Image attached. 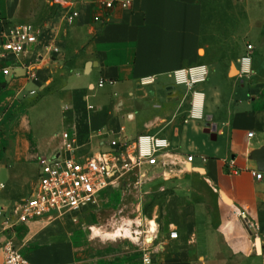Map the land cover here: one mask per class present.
I'll use <instances>...</instances> for the list:
<instances>
[{
    "label": "crops",
    "instance_id": "1",
    "mask_svg": "<svg viewBox=\"0 0 264 264\" xmlns=\"http://www.w3.org/2000/svg\"><path fill=\"white\" fill-rule=\"evenodd\" d=\"M235 1L251 26L264 23V0ZM210 9L207 0H0L1 245L12 241L31 264H264V178L254 175H264L254 158L264 148V55L254 51L253 74L241 77L247 46L234 57L209 39ZM74 11L80 16L69 25ZM23 25L41 31L38 42L4 56L10 30ZM200 66L209 75L196 92L176 86L175 71ZM150 76L156 83L141 88ZM65 133L79 157L107 152L116 139L169 140V169L119 186L150 203L149 247L140 256L103 262L82 252L74 222L89 208L6 228L15 204L35 190L41 156L64 152ZM185 140L196 155L184 153Z\"/></svg>",
    "mask_w": 264,
    "mask_h": 264
},
{
    "label": "built area",
    "instance_id": "2",
    "mask_svg": "<svg viewBox=\"0 0 264 264\" xmlns=\"http://www.w3.org/2000/svg\"><path fill=\"white\" fill-rule=\"evenodd\" d=\"M83 2V0H78ZM123 8L128 9L130 2H121ZM103 6L111 9L115 6L113 1H104ZM78 11H74L67 18L69 25H73L79 18ZM99 19H97L98 21ZM2 20H0V24ZM41 31L33 26H15L10 30L3 45L4 56H20L38 42ZM254 46L247 45L246 53L240 60L239 73L243 78H250L253 74ZM4 76H10L9 69L2 71ZM209 71L206 66L182 69L174 72L176 86H185L196 90L203 86L208 79ZM35 78L33 72L28 73ZM157 79L154 76L142 78L139 82L141 88L152 86ZM113 84V82H110ZM104 86V81L99 85ZM197 96L203 99L204 94ZM194 119H202L201 112L194 111ZM252 136V134H250ZM63 153L51 159H41L40 173L37 185L30 198L15 204L11 216L16 218L6 222V228L14 229L18 224H29L45 217H62L69 214H78L97 203L101 194L112 187L131 183L140 186L149 178L154 170H167L172 163L173 154L169 152L170 142L166 138L142 135L134 142L127 139H116L110 142V150L92 156L79 157L76 139L68 133L63 135ZM195 158H186L187 164H193ZM257 180H263L264 175L255 172ZM5 189L0 184V191ZM5 209L0 207V218L4 216ZM171 239H178V233L172 232ZM0 248L4 253V264H31L18 250L12 241H7ZM150 263L149 259L145 260Z\"/></svg>",
    "mask_w": 264,
    "mask_h": 264
},
{
    "label": "rangeland",
    "instance_id": "3",
    "mask_svg": "<svg viewBox=\"0 0 264 264\" xmlns=\"http://www.w3.org/2000/svg\"><path fill=\"white\" fill-rule=\"evenodd\" d=\"M207 5L211 16L205 32L210 40L220 44L225 54L235 57L252 44L255 54L264 55V23L251 26L245 7L235 0H207ZM208 104H212L211 97ZM182 146L185 154L196 155L186 140ZM149 209L150 203L143 202L134 189L115 187L74 222L80 227L77 245L89 257L103 262H117L131 254L140 256L149 247ZM122 229H130L134 238H111Z\"/></svg>",
    "mask_w": 264,
    "mask_h": 264
},
{
    "label": "water",
    "instance_id": "4",
    "mask_svg": "<svg viewBox=\"0 0 264 264\" xmlns=\"http://www.w3.org/2000/svg\"><path fill=\"white\" fill-rule=\"evenodd\" d=\"M216 127H212L210 130H209V134L213 133L215 134L216 132ZM254 158L258 164V168L261 172L264 173V148L258 152H256V154L254 155ZM226 200V199H225ZM227 201V200H226ZM228 202V201H227ZM229 203V202H228ZM257 248H258V251H260V243L259 241H257Z\"/></svg>",
    "mask_w": 264,
    "mask_h": 264
},
{
    "label": "bare ground",
    "instance_id": "5",
    "mask_svg": "<svg viewBox=\"0 0 264 264\" xmlns=\"http://www.w3.org/2000/svg\"><path fill=\"white\" fill-rule=\"evenodd\" d=\"M154 229V226L152 225V230ZM111 238H134L132 236V232L130 231V229H122L117 231L116 233L110 235Z\"/></svg>",
    "mask_w": 264,
    "mask_h": 264
}]
</instances>
